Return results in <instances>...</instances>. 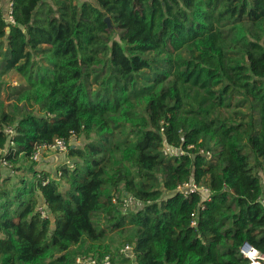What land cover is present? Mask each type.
I'll return each mask as SVG.
<instances>
[{
	"label": "trees",
	"instance_id": "trees-1",
	"mask_svg": "<svg viewBox=\"0 0 264 264\" xmlns=\"http://www.w3.org/2000/svg\"><path fill=\"white\" fill-rule=\"evenodd\" d=\"M12 1L15 23L0 1V264H132L117 240L133 264L264 252V0ZM73 133L87 142L69 145L71 164L14 181L13 164ZM164 137L191 155L165 156ZM192 177L210 200L177 191ZM126 193L151 202L123 214Z\"/></svg>",
	"mask_w": 264,
	"mask_h": 264
},
{
	"label": "built area",
	"instance_id": "built-area-1",
	"mask_svg": "<svg viewBox=\"0 0 264 264\" xmlns=\"http://www.w3.org/2000/svg\"><path fill=\"white\" fill-rule=\"evenodd\" d=\"M3 1V0H0ZM7 21L10 23H15V19L13 16V1L8 0L7 5ZM161 131H164V128H161ZM14 128L11 126H8L6 128V133L11 137L10 144H13L12 136L14 135ZM73 137H78L75 133L72 134L71 138L67 141L64 138H56L53 143L50 144H42L37 145L35 152L33 153L32 158L34 160H38L40 155L43 151L49 150V149H55L58 151H61L63 153H67L69 149V145L71 144V139ZM194 148V145H190L187 147L183 146H177L168 141L166 137H164L163 140V146L162 151L163 154L167 157H180L182 155H191L190 149ZM199 153H202L204 155H207V157L211 158V153L205 151L204 149H200ZM67 163L71 164L70 160L66 161ZM4 164L7 165V162L4 161ZM61 175V174H59ZM46 184V181L44 182ZM177 191L181 193L185 197H189L193 194H201L203 196V199L210 200L212 190L209 186L206 184L197 182L195 178H190L188 181L180 184L177 187ZM114 202L118 204V209L123 213H129L133 211H137L141 208H143L146 204L145 201L142 199L137 198L136 196L132 194H124L120 200L114 199ZM259 202L261 203L262 207L264 208V194L259 198ZM199 208H204V203L201 201ZM37 210L40 212V214L43 217H49V211L46 205L45 201H42L37 207ZM192 225L197 224V211L192 213ZM240 253L242 257L245 259L244 263L241 264H264V252L255 247L253 244L249 242H244V244L240 247ZM120 254L127 259L135 260L134 257V246L130 243H124L122 247L120 248ZM76 264H114L112 256L107 254L103 256L102 258L97 257H89V256H83L78 255L76 257ZM133 264V261H132Z\"/></svg>",
	"mask_w": 264,
	"mask_h": 264
},
{
	"label": "rangeland",
	"instance_id": "rangeland-1",
	"mask_svg": "<svg viewBox=\"0 0 264 264\" xmlns=\"http://www.w3.org/2000/svg\"><path fill=\"white\" fill-rule=\"evenodd\" d=\"M6 84H15L17 85L19 83V76L15 73V72H11L9 74H7L4 77ZM2 98H6V96L2 93L1 95ZM9 103V102H7ZM235 109L234 107L232 108V110ZM231 110V111H232ZM231 111H228V114L231 113ZM91 137H95V135H91ZM87 142V139L85 138V136H81V137H73L71 139V144L72 145H78V146H83L85 143ZM68 154L65 152H61L55 149H49V150H45L42 152V154L40 155V157L38 158V160H36V162H34L33 164H31L30 161H23L19 164H13L15 169H20L18 171H9V173H13V179L14 181H17L18 179H20L22 177V175H27L29 172V168H31V166H36L37 168L39 167L40 169H46L48 171H50L52 174L55 173L56 168L61 165L62 163H64L65 161H68L69 159L67 158ZM7 170L4 169V173H8ZM28 179V178H27ZM62 185H64V183H62ZM123 196V195H122ZM123 243H120L118 240L115 242L114 247H117L118 245L120 246V248L122 247ZM132 261L134 262V259H132Z\"/></svg>",
	"mask_w": 264,
	"mask_h": 264
},
{
	"label": "crops",
	"instance_id": "crops-1",
	"mask_svg": "<svg viewBox=\"0 0 264 264\" xmlns=\"http://www.w3.org/2000/svg\"><path fill=\"white\" fill-rule=\"evenodd\" d=\"M3 4H5V7L7 8V5H8V0H3L1 1Z\"/></svg>",
	"mask_w": 264,
	"mask_h": 264
},
{
	"label": "water",
	"instance_id": "water-1",
	"mask_svg": "<svg viewBox=\"0 0 264 264\" xmlns=\"http://www.w3.org/2000/svg\"><path fill=\"white\" fill-rule=\"evenodd\" d=\"M106 21L110 23V20H109V18H108V17L106 18Z\"/></svg>",
	"mask_w": 264,
	"mask_h": 264
}]
</instances>
